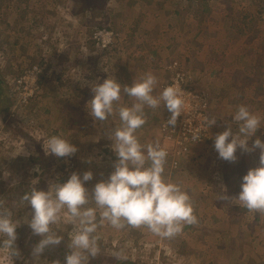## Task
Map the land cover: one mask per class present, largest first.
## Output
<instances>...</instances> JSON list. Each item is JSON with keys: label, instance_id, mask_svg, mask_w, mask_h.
Masks as SVG:
<instances>
[{"label": "rangeland", "instance_id": "obj_1", "mask_svg": "<svg viewBox=\"0 0 264 264\" xmlns=\"http://www.w3.org/2000/svg\"><path fill=\"white\" fill-rule=\"evenodd\" d=\"M101 4L92 15L81 12L75 0H0V72L9 94V101L0 105V206L12 210L20 228L17 239L30 245L41 239L27 224L31 209L20 199L25 192L33 187L46 192L74 172L91 171L93 180L85 184L91 194L113 171L116 157L109 134L119 119L93 121L86 109L92 87L109 77L130 86L151 73L158 80L155 95L172 78L176 64L189 78L188 86L207 94L211 119L216 120L204 146L182 159L176 170L170 169L171 158L165 165V179L188 193L198 223L169 238L146 227L117 231L105 225L99 229L101 252L89 263L264 264V212L235 210L238 202L222 190L228 162L213 148L215 136L231 123L238 106L259 115L264 126V0ZM101 32L110 36L100 38ZM43 73L44 84L34 85ZM25 75L26 84L19 86ZM132 102L122 95L118 106ZM145 114V128L136 133L140 143L157 141L162 147L153 120L162 118L164 109L146 108ZM147 130L154 133L146 137ZM52 135L67 139L77 151L62 158L47 154L43 144ZM259 136L264 127L249 147ZM237 153L248 170L259 165L258 149ZM53 230L64 237L67 248L72 226L61 223ZM17 250L13 264H49L47 248L37 262L28 251ZM0 264H12L3 249Z\"/></svg>", "mask_w": 264, "mask_h": 264}, {"label": "clouds", "instance_id": "obj_2", "mask_svg": "<svg viewBox=\"0 0 264 264\" xmlns=\"http://www.w3.org/2000/svg\"><path fill=\"white\" fill-rule=\"evenodd\" d=\"M157 85V77L147 73L130 86H122L109 77L92 87L94 95L86 109L93 121L105 122L114 115L119 119V125L109 134L116 157L113 171L94 185L91 194L85 187L93 180V173L88 171L82 175L74 172L66 182L53 184L46 192L33 187L21 196L24 206L31 209L27 224L34 236L41 237L32 249L35 262L46 248L62 243L64 237L53 230L54 225L61 223L72 226L63 264H89L90 258L98 256L99 229L105 225L117 231L146 227L154 235L169 238L181 232L183 226L198 223L188 193L164 177L167 151L158 143H140L136 135L147 122L146 108L163 106L170 113L166 124L173 128L182 115L184 102L179 90L174 85L167 86L154 95ZM122 95L133 101L130 106H118ZM215 124V119L205 118L206 129ZM262 127L261 117L241 105L231 116V123L213 141L218 158L227 162L237 160L238 149L245 153L259 150V165L242 177L240 191L234 198L240 207L257 213L264 212V141L257 138L251 147L248 142ZM199 140L198 134L192 137L194 144ZM43 147L47 154L58 158L77 151L59 135L48 137ZM17 227L12 210L0 206V249L6 251L12 264L13 258L20 255L15 246Z\"/></svg>", "mask_w": 264, "mask_h": 264}, {"label": "built area", "instance_id": "obj_3", "mask_svg": "<svg viewBox=\"0 0 264 264\" xmlns=\"http://www.w3.org/2000/svg\"><path fill=\"white\" fill-rule=\"evenodd\" d=\"M104 36L108 37L110 36V33L101 32L98 34V37L100 38H103ZM102 42L104 44V40ZM171 68L174 69L172 78L160 86L159 92L167 86L174 85L179 90L181 98L183 99L184 109L181 117L177 120L176 126L173 128L166 124V121L170 118V113L161 106L165 111V115L162 117L159 124V133L162 137V144L165 146H162L161 148L167 151V158H171L169 162L170 169L176 170L180 162L186 157L191 156L197 149L204 146L207 142L211 128L206 129L204 123L206 117L211 119V108L207 94L195 91L188 86L189 78L176 69V64L172 65ZM28 77V75H25V77L19 80L17 84H19V86L26 84ZM32 80L34 79L32 78ZM30 92L32 93V91ZM29 94L27 96H29ZM197 134L200 136L201 140L194 144L192 137Z\"/></svg>", "mask_w": 264, "mask_h": 264}, {"label": "trees", "instance_id": "obj_4", "mask_svg": "<svg viewBox=\"0 0 264 264\" xmlns=\"http://www.w3.org/2000/svg\"><path fill=\"white\" fill-rule=\"evenodd\" d=\"M103 1L104 0H75V3L77 4V6L79 5L81 7L80 8L81 12L85 13V11H88V14L92 13V15H94L96 10L101 8V5H102L101 3ZM45 81H46V78H45V75L43 73V74L37 75V81L35 84L37 86H42ZM85 96L88 97L89 92H86ZM5 101H9V94H8V91L6 90L5 83L3 80V76L1 75V72H0V105ZM153 122L155 125L156 122H158V121H157V119H154ZM158 131H159V128H158ZM259 139L264 140V136H259ZM253 141H252V143H253ZM252 143H251V145H252ZM251 145H250V147H251ZM242 154H243V152H242ZM236 155H240V154L236 153ZM243 160H244L243 158L240 159L237 156V160L235 162H228L227 164L223 165L226 167H225V172L223 170L224 180L222 182V189H224L223 192L226 191L228 194H230L231 197H233V199L235 197H237V195L240 191L241 179L248 171V169L245 166V161H243ZM225 162H227V161H225ZM235 210L238 211L239 214H240V212H248L246 209H244L242 207H236ZM16 232H18V236H19L20 235V228L17 227ZM36 244H38V243L32 242V244L30 245V243L24 241L23 238H19L16 240L15 246L18 249L20 248L21 250L28 251L29 253L25 252V254H28V256H30V254H32L31 248H33ZM64 245H65V242L62 241V243L56 247L47 248V250L50 251V256L48 259L49 264H53V262H55V261H59L60 264H63L64 256L67 252V248H65L66 246H64ZM102 263H106V262L103 261ZM91 264H101V263H100V261H95L94 263H91ZM110 264H122V263L119 260H110Z\"/></svg>", "mask_w": 264, "mask_h": 264}, {"label": "crops", "instance_id": "obj_5", "mask_svg": "<svg viewBox=\"0 0 264 264\" xmlns=\"http://www.w3.org/2000/svg\"><path fill=\"white\" fill-rule=\"evenodd\" d=\"M154 53H155V52H153V54H154ZM120 84L123 85V86H125V85H127V82H125V81H124V82H120ZM158 94H159V90H158V92L156 91L155 95H158ZM154 119H157V121H158V122H156V124H155L156 127H155V129H154V131H156L155 133H157L158 128H159V124H160L159 122H161V119H162V118L159 119V118H156V117H155ZM144 128H145V127H142L141 129L137 130V132L140 133L141 131L144 130ZM153 133H154V132L149 133V131L147 130L145 136H146V137H147V136L150 137V136H151L150 134H153ZM158 136H159V133H158ZM158 138H159V137H158ZM156 142H157V141H156ZM156 142L154 141V142H152V143H156ZM162 146H163V145H162ZM160 147H161V146H160ZM163 147H165V146H163Z\"/></svg>", "mask_w": 264, "mask_h": 264}]
</instances>
